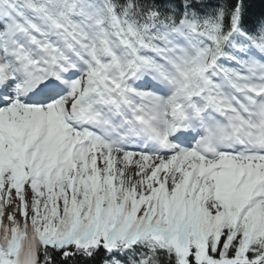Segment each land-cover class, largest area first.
<instances>
[{"label": "snow or ice", "instance_id": "obj_1", "mask_svg": "<svg viewBox=\"0 0 264 264\" xmlns=\"http://www.w3.org/2000/svg\"><path fill=\"white\" fill-rule=\"evenodd\" d=\"M0 264H264V0H0Z\"/></svg>", "mask_w": 264, "mask_h": 264}]
</instances>
